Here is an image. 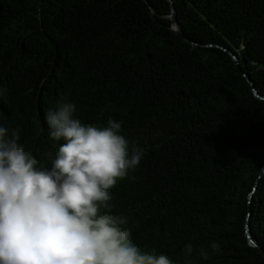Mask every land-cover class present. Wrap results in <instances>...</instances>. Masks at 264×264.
I'll return each mask as SVG.
<instances>
[{
  "label": "trees",
  "instance_id": "trees-1",
  "mask_svg": "<svg viewBox=\"0 0 264 264\" xmlns=\"http://www.w3.org/2000/svg\"><path fill=\"white\" fill-rule=\"evenodd\" d=\"M171 1L191 41L170 0H0V123L49 166L63 142L44 116L62 99L85 124L122 121L144 159L110 191L134 242L175 260L215 240L204 264H264V98L248 80L264 96V0Z\"/></svg>",
  "mask_w": 264,
  "mask_h": 264
},
{
  "label": "clouds",
  "instance_id": "clouds-1",
  "mask_svg": "<svg viewBox=\"0 0 264 264\" xmlns=\"http://www.w3.org/2000/svg\"><path fill=\"white\" fill-rule=\"evenodd\" d=\"M63 99L46 112L49 139L62 141L50 165L0 123V264H204L221 243H186L171 259L134 242L136 222L116 211L110 191L140 167L143 150L123 135V122L85 124Z\"/></svg>",
  "mask_w": 264,
  "mask_h": 264
},
{
  "label": "water",
  "instance_id": "water-1",
  "mask_svg": "<svg viewBox=\"0 0 264 264\" xmlns=\"http://www.w3.org/2000/svg\"><path fill=\"white\" fill-rule=\"evenodd\" d=\"M146 1L149 2V0H146ZM170 2H171V6H172V11H171V14H170L169 17H170V18L174 21V23H175L173 29L176 31L177 34H179V35L183 36L185 39L191 41V40H190V39H189V38L183 33V31H182V29H181V27H180V25H179V23H178L177 17H176V11H175L174 5H173V3H172L171 0H170ZM230 52H231V51H230ZM231 54L233 55V57L235 58V60L238 62V61H239V60H238V56H237L235 53H233V52H231ZM248 80H249V82L252 84L256 96H257V97H260V98H264V96L261 95V94L257 91V89L255 88V85H254L252 79H251L250 77H248ZM250 197L252 198V194H251ZM250 214H251V213H250ZM250 214H249V216H250ZM247 234H248V237H249V241H250V243H251L252 245H254V246H259V247H260L259 243H258L257 241H255V240L251 237V234H250L249 231L247 232Z\"/></svg>",
  "mask_w": 264,
  "mask_h": 264
}]
</instances>
